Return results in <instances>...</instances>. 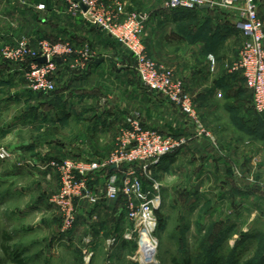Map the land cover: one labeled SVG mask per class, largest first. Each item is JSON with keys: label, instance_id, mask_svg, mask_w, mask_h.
<instances>
[{"label": "rangeland", "instance_id": "1", "mask_svg": "<svg viewBox=\"0 0 264 264\" xmlns=\"http://www.w3.org/2000/svg\"><path fill=\"white\" fill-rule=\"evenodd\" d=\"M41 4L45 6L43 0H0V148L9 152L7 159L0 160V264H139L134 255L139 243L146 250L147 238L138 239L139 233L132 232L119 203L104 199V171L93 175L101 200L79 205L71 230L61 231L60 212L49 202L60 185L49 160L59 162L79 152L81 144H87L83 153H92L93 145H109L113 136L89 139L83 133L87 123L74 118L61 126H37L45 113L56 114L59 103L43 101L58 87L49 93L33 92L25 80L28 61L6 60L1 50L23 37L35 43L53 41L37 28L44 17ZM146 8L137 3L126 13ZM216 12L223 19L233 14ZM200 19L190 16L178 22L167 36L171 62L159 63L187 85L208 136L192 139L181 150V158L171 154L152 170L160 184L161 202L154 232L157 253L151 264H264V117L252 111L251 94L240 74L228 71L243 40L223 20L219 23H226V30L214 39L215 25L222 24L209 18L208 36L186 35V28ZM202 42L207 44L200 47ZM194 75L199 82L189 85ZM234 93L239 95L237 101ZM208 96L215 99L211 101L215 109L203 115L199 106ZM233 104L239 105L236 111ZM32 112L37 116L35 124L27 119ZM189 124L185 136L196 131ZM118 136L119 130L112 150L95 161L108 159ZM126 233H131L130 238L124 237ZM112 238L114 243L108 245Z\"/></svg>", "mask_w": 264, "mask_h": 264}, {"label": "built area", "instance_id": "2", "mask_svg": "<svg viewBox=\"0 0 264 264\" xmlns=\"http://www.w3.org/2000/svg\"><path fill=\"white\" fill-rule=\"evenodd\" d=\"M72 14L84 17L93 27L109 35L121 44L135 60V71L141 84L149 91L158 93L177 106L181 114L196 131L191 136H172L142 126L138 116L127 117L119 130L117 145L106 161L68 158L51 165L56 168L60 185L49 202L55 205L62 217L61 231L73 228L77 207L83 203L96 205L101 199L92 186L93 175L106 174L104 199H121L125 219L131 223L132 232L139 238H149L148 250L138 244L134 260L139 264L155 262L157 239L154 232L158 225L157 210L161 196L160 184L151 176L161 161L186 146L192 139L208 136L202 125L192 96L182 79L172 69L157 63L146 52L142 34L150 14L147 12L124 11L118 0H62ZM114 1V2H112ZM113 3V4H112ZM201 5L235 12L234 26L243 37L239 56L228 71L238 72L252 96V107L264 116V20L258 15L254 0H165L163 8L194 10ZM82 6L86 7L83 10ZM39 8L43 9L41 4ZM1 57L14 62L28 61L25 65V80L33 92L49 93L56 88V76L64 59H71V67L85 69L96 57L88 44L75 46L69 42H49L40 39L31 43L26 38L5 46ZM45 57V63L36 61ZM70 57V58H69ZM60 59V62L57 61ZM9 157L5 148H0V160ZM114 167V168H112ZM126 233L125 238H130ZM114 239L107 240L113 244ZM89 257V255H88ZM87 257V258H88Z\"/></svg>", "mask_w": 264, "mask_h": 264}, {"label": "crops", "instance_id": "3", "mask_svg": "<svg viewBox=\"0 0 264 264\" xmlns=\"http://www.w3.org/2000/svg\"><path fill=\"white\" fill-rule=\"evenodd\" d=\"M121 1L125 12L130 11L137 3L148 7L144 12L149 13L150 16L144 27L142 41L147 54L157 63L169 64L171 62L169 57L172 52L167 48H172V44L167 41V36L183 18L190 16L197 17L198 19L203 18L200 19L202 20L201 22L195 21L184 31L186 35H192L194 39L198 37V39L204 38L203 36L208 34L211 27V25L209 26V19H213V21L217 20L218 23L223 20L232 26V28H235L234 21L236 16L233 15L235 12L233 14L230 13L228 19H223L222 15L216 12L218 8L215 7L209 6L194 10L166 9L163 8L165 0ZM244 1L241 0V2ZM254 1L257 4L258 15L264 20V0ZM43 3L45 4L44 17L40 21L41 27H37L39 28V33L41 34L42 32V36L53 39L54 42L66 40L74 44V41H76L79 45L87 42L95 52L96 57L85 69L71 67V59L66 58L63 60L59 67L60 71L58 70L60 73L57 72L56 76V87H58V90L56 93L50 95L47 100L43 101L47 104H51V101L58 102L56 114L51 116L52 114L45 113L42 123H39L37 126L42 129H45V126H61L62 123L66 124L74 118L87 123L83 133L86 136L88 135L89 139H97V137L100 138L106 135L108 137L109 135L113 136L109 145L102 147L98 144L97 146L93 145L92 153H83L82 147L84 145L81 144V147H77L79 152H73L70 154L71 156L67 155L61 160L68 158L98 160L101 154L109 153L114 146L115 133L124 125L127 117L138 116L143 127L165 135L182 136L189 132L190 124L185 117L183 118L179 108L168 102L158 93L147 90L141 84L135 71L134 58L121 45L116 43L115 39L93 27L81 15L70 13L68 7L66 10V4L62 0H43ZM106 4L110 5L109 8L111 10H114V6L110 4L109 0H106ZM219 24L222 25L217 24L214 27V39L221 37L219 33L223 35V31L220 30H226V23ZM235 31L243 40V37L236 28ZM178 32L175 33L177 34V38L180 37ZM39 36L37 35V37ZM29 41L31 43L34 42L31 37H29ZM205 44L207 42H202L199 46L202 47ZM210 48H208L209 54L211 53ZM209 56L211 57V55ZM96 59H99V61L94 62ZM210 60H212V68H214L215 61L212 57ZM197 75L192 77V81H188L189 85L199 82L196 81ZM241 81L243 87L247 89L243 78ZM186 90L188 91L187 85ZM238 96L236 93L232 95L236 101ZM214 100L211 99V96H208L205 103L203 102L202 106H199V110L203 115H210L215 109L212 106L213 103H211ZM233 106V110L235 111L239 107L236 104H233ZM251 108L256 113L252 107V101ZM218 109H220V106ZM27 119L32 124H35L34 121H36L37 116L32 112L28 114ZM106 141L108 140L106 139ZM199 142L201 143V141ZM84 147H87V144ZM184 147L177 151L175 155L176 159L181 158V150ZM53 162L58 161L50 159L47 165H51ZM91 184L93 187H96L95 179H92Z\"/></svg>", "mask_w": 264, "mask_h": 264}, {"label": "water", "instance_id": "4", "mask_svg": "<svg viewBox=\"0 0 264 264\" xmlns=\"http://www.w3.org/2000/svg\"><path fill=\"white\" fill-rule=\"evenodd\" d=\"M207 7H209V5H201L199 8H207ZM82 8H83V10H86L85 6H82ZM36 61L38 63H45L46 62V58L45 57H39V58L36 59ZM57 61L60 62V59H57ZM98 61H99V59H96L94 62H98ZM112 168H114V167H112Z\"/></svg>", "mask_w": 264, "mask_h": 264}, {"label": "trees", "instance_id": "5", "mask_svg": "<svg viewBox=\"0 0 264 264\" xmlns=\"http://www.w3.org/2000/svg\"><path fill=\"white\" fill-rule=\"evenodd\" d=\"M183 10H185V9H183ZM188 14H190V13H188ZM185 15H187V14H185ZM185 15H184V16H185ZM249 93H250V92H249ZM250 94H251V93H250ZM251 98H252V96H251ZM259 115H260V114H259ZM261 116H263V115H261ZM263 117H264V116H263ZM116 202L119 203V205H121L122 200H121V199H117ZM16 261H18V260L16 259ZM245 264H252V263H251V262H246Z\"/></svg>", "mask_w": 264, "mask_h": 264}, {"label": "bare ground", "instance_id": "6", "mask_svg": "<svg viewBox=\"0 0 264 264\" xmlns=\"http://www.w3.org/2000/svg\"><path fill=\"white\" fill-rule=\"evenodd\" d=\"M143 238H147L146 236H144ZM149 238L145 239V245H146V250H148V248L150 247V243H149Z\"/></svg>", "mask_w": 264, "mask_h": 264}]
</instances>
